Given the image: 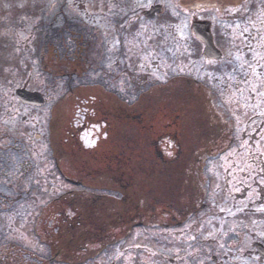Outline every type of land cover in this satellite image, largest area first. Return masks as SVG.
Returning a JSON list of instances; mask_svg holds the SVG:
<instances>
[{
    "label": "rangeland",
    "instance_id": "rangeland-1",
    "mask_svg": "<svg viewBox=\"0 0 264 264\" xmlns=\"http://www.w3.org/2000/svg\"><path fill=\"white\" fill-rule=\"evenodd\" d=\"M103 1L0 0V150L8 145L9 139H13L20 142V148L24 153L22 168L14 166L19 163L14 161L9 166V170H6L0 157V183L9 189L8 203H10L8 207L4 203V207L0 208V213L3 211L0 215V252L3 246H6V250L13 249L10 255L13 259L36 256L43 260H53L51 255L56 250L53 233L56 231L54 233L56 237L60 226H65L63 221L66 220L67 215L71 218L82 216L84 222L88 220L89 223H93L88 226L90 230H94L93 232L105 227L103 242L106 243H112L115 235L124 233L123 228H117L114 222L116 207L119 209L122 205H116L113 200L112 203L109 202L108 196L117 197L102 193L100 188L104 184L100 185V182L94 181L102 180L104 177L105 180L108 179L106 170L100 164L101 160L98 158L100 161L88 162L91 159L90 152H85L84 155L79 153L77 148L70 146L72 140L75 145H79L78 141H74V134L83 144V150L96 149V152L103 156L105 148L108 146L112 148L115 145V148L123 152L126 159L124 162L129 163V172L117 166L114 168V170L120 169L118 171L121 173V188L127 196L123 201L128 203L135 196L139 199H151V204L142 208L137 219L129 225L131 227L129 236L118 244L119 246L109 247L110 253L107 256L91 264H133L131 249L148 244L155 247L151 236L161 232L156 227L150 229L143 225L147 224L146 210L155 207L154 217L162 218V211L167 206H177L178 199L175 195L184 184L183 180L186 176L184 171L199 169L196 162L192 161V154L201 151L199 146H181L183 157L177 158L176 161L173 160L179 150L177 146L159 147L165 160L173 162L171 166L173 168L166 165L164 168L155 160L148 161L147 146L133 144L122 137L118 139L112 111L120 108L119 105L147 106L149 100L135 96L128 78L127 80L116 78L115 64L118 61L114 54L117 34L113 27V7L110 6L113 0H108L109 5ZM259 3L262 7L257 8L254 13L255 19L253 17L250 20L253 27L264 25V0H260ZM61 12L62 15L58 17L61 25L66 17L81 23L84 29L81 31L84 32L89 52L85 65L86 73L81 77H73L71 81L54 76V72H57L56 69L60 66L52 68V73L51 70H46L35 54L37 33L42 31V23L49 22L53 16ZM262 33L260 46L251 55L248 98L242 103L239 102L242 98L236 96L220 99L228 105L246 106L250 112H254L251 115H259L264 122V76H258L260 70H264V32ZM127 42L130 43V40L128 39ZM127 42L119 59V64L122 65L130 63L131 56ZM103 54L109 58L105 60L108 67L104 75L99 72V64L102 65L104 60ZM143 85V81H138L142 91ZM18 89L41 93L46 99V105L42 108L22 105L15 95ZM93 91H96L97 96L91 95L94 94ZM75 93H77L75 96L98 99L100 105H95L98 107L93 113H91L93 109L90 108L92 104L88 108L77 107V97L70 98V95ZM200 98L193 100L192 104L200 105ZM161 101L171 106L190 104L189 99L181 97L164 98ZM91 116L92 120L104 119L106 123L100 122L102 125H97V122L90 120ZM85 117L89 119L86 122L89 124L87 128L84 126ZM153 124L162 127L167 125V122L159 121ZM183 126L188 128L186 125ZM252 129L250 124L249 135ZM187 133H192V130L189 129ZM262 133L263 135L256 142L248 138L240 145L222 148L223 153L226 154L220 159L207 162L204 166L205 174L201 178L194 176L195 182H192L194 186L198 187L201 182L210 181L209 179L215 180L214 178L218 176L216 183L218 186L233 187L242 183L251 193L264 191V130ZM37 134L42 136L40 141L35 140ZM23 170H27V173ZM78 183L82 186L78 187L76 185ZM116 184H119L118 181L115 187ZM189 191L187 189L186 192ZM257 196L254 200L259 199ZM154 200L159 204L154 205L152 203ZM121 213V218H125L122 209ZM126 216L129 218V215ZM83 229L85 230V227ZM97 240L95 239L94 244ZM85 241L86 243L83 244L73 241L72 249H84L87 244L93 245L90 237L88 240L85 238ZM144 247L150 248V246ZM88 250L97 251L98 247L92 246ZM152 250L155 251V248ZM4 259L5 257L1 256L0 263ZM13 259L9 260L11 264H15ZM145 260L149 261L150 258L145 257ZM53 262V264H63V260L61 263L60 260Z\"/></svg>",
    "mask_w": 264,
    "mask_h": 264
},
{
    "label": "flooded vegetation",
    "instance_id": "flooded-vegetation-1",
    "mask_svg": "<svg viewBox=\"0 0 264 264\" xmlns=\"http://www.w3.org/2000/svg\"><path fill=\"white\" fill-rule=\"evenodd\" d=\"M103 2L109 5L108 0ZM259 2L113 0L110 5L117 34L116 78H128L135 96L149 100V105L143 107L119 105L113 122L118 139L122 137L133 144L147 146L148 161L161 162L162 166L169 161L159 151L161 146L178 147L173 161L183 157L181 146L201 147V151L192 154V161L199 169L184 171V184L175 195L177 206H167L162 218L154 217L155 209L146 210L147 224L143 225L150 229L156 227L161 233L151 236L155 247L148 244L130 250L133 264H264V191L251 193L242 183L233 187L218 186V176L213 177L215 180L201 182L198 187L192 183L194 176L201 178L205 174L207 162L226 154L222 148L240 145L248 138L256 142L263 135L264 122L259 115H251L254 112L244 105H228L220 99L236 96L243 99L239 101L242 103L248 98L251 55L260 46L264 32V25L253 27L250 23L261 6ZM126 42L130 63L122 65L119 59ZM102 57L99 72L104 75L108 67L105 60L109 58L105 54ZM258 76H264L263 69ZM138 81L144 82L143 91ZM172 97L187 98L190 104L171 106L161 101ZM197 98L200 105L192 104ZM159 121H166L167 125L153 124ZM250 124L253 131L249 135ZM189 129L192 133H187ZM98 182L104 184L100 188L102 193L117 197L108 196L109 202L113 200L118 206L126 204L119 173L116 178ZM187 189L190 191L186 192ZM256 195L258 200H254ZM121 214V207H116L114 222L124 233L115 235L112 243L103 242V227L93 232L88 227L93 223L84 222L82 216H67L65 221L85 225L84 238L90 237L93 242L84 247L82 264L107 256L109 247L119 246L129 236V225L138 216L127 218L124 212L125 218H121ZM95 239H98L96 244ZM92 246H97L98 250H88Z\"/></svg>",
    "mask_w": 264,
    "mask_h": 264
},
{
    "label": "trees",
    "instance_id": "trees-1",
    "mask_svg": "<svg viewBox=\"0 0 264 264\" xmlns=\"http://www.w3.org/2000/svg\"><path fill=\"white\" fill-rule=\"evenodd\" d=\"M62 15L61 14H56L51 18L49 22L44 21L42 23V31L37 33V44H36V50L35 54L37 58L40 59L41 63L43 64L44 68L46 70H51L54 67L60 66V68L56 69L57 72H54V76L56 77H61L63 79H67L71 81L73 77H81L85 71V65L87 64V58L89 53L87 50V42L84 37V32L81 31L82 26L81 23L77 20L70 19L69 17L64 18V22L62 25L58 22V17ZM59 25V26H58ZM84 31V29H82ZM53 70H51V73ZM50 73V74H51ZM69 86V85H68ZM71 93V92H70ZM94 94H91L92 96H97L96 91H93ZM77 93L74 95H70V98L74 97ZM77 97L78 104L76 105L77 107H86L88 108L90 104L93 110L91 113L96 111V108L100 105V101L98 99H87L82 97V96H75ZM80 102V103H79ZM99 104V105H98ZM98 105V106H95ZM99 112V111H98ZM97 112V113H98ZM113 116H116L117 114V109L112 111ZM103 117H106V115H103ZM92 116L90 120H92ZM85 123L88 122L86 117L84 118ZM107 120V119H106ZM105 120L100 119L95 121L94 119L92 122H97V125L100 124V122H104ZM90 122V123H92ZM84 123V124H85ZM89 126L88 123H86L84 126L86 127ZM80 131V130H79ZM79 131L77 133H79ZM71 132L73 133V129H71ZM81 132V131H80ZM76 133V132H74ZM76 133V134H77ZM74 141H78L77 143L79 145H75L73 143V140L71 141L70 146H73V148H77L76 150L79 153H83L85 155V152H90L91 153V159L88 160V162H93V161H100V163L103 168L107 172V178L113 179V177L116 178L117 175L116 173H119V176L121 177V173L118 170H114V168L117 166V168H124L129 172V163L124 162L126 161L125 157L123 156V152L119 148H115V145L111 148L108 146L105 148V152H103V156L100 153L96 152V149L93 150H83L84 146L80 142V139L75 138L74 134ZM70 141V138H69ZM19 146V147H18ZM23 156L24 153L22 152L20 148V142L14 141L13 139H9L8 145H5V148L0 150V157L3 159V163L5 165V169L9 170V166H11L12 162L16 161L19 162L18 164L14 166L21 167L23 166ZM101 156V157H100ZM100 160H99V159ZM163 165V163L158 162ZM173 165L172 161L166 162V167L169 166L171 167ZM120 166V167H119ZM164 167V166H162ZM164 167V168H166ZM8 168V169H7ZM173 168V167H171ZM168 169V168H167ZM172 170V169H171ZM23 172L27 173V170H23ZM8 173V172H7ZM5 176V174L3 175ZM102 179H106L105 177ZM95 182L99 183L98 180H94ZM145 190V189H144ZM8 191L9 189L7 188L6 185H2L0 183V208L4 207L5 205L8 207L10 203H8ZM125 195V194H124ZM149 200H146L145 198H140L135 196L132 198L128 203L122 204L121 209L123 212H126V215L137 217L139 211L142 208H145V206L149 203ZM158 201H152L154 205H157ZM155 207H153L154 209ZM152 209V210H153ZM3 211H1L0 215L2 214ZM68 216V215H67ZM127 221V219H125ZM65 223L64 225L60 226V231L57 234L56 237H54V231L53 233V238L55 239V251H53V254L51 255L53 260H43L39 257H30L27 258H18L13 259L11 255V252L14 250L11 249H5L6 246H3L1 252H0V257H5L2 263L0 264H11L9 260L13 259L15 260V264H53L55 256H57L56 260H63V264H75L77 262L81 263L82 255L84 254L83 249H78L74 248L72 249L73 241L77 243H86L84 234L85 230L83 229L84 226L82 223H77L76 221L73 222H67L63 221ZM114 226V225H112ZM104 230L106 231V228L103 227ZM59 229V228H57ZM90 230V229H89ZM81 238V240H79ZM20 250L18 246H15ZM24 252H26L24 250ZM80 254H82L80 256ZM38 256V255H37ZM80 257V258H79ZM82 264V263H81Z\"/></svg>",
    "mask_w": 264,
    "mask_h": 264
},
{
    "label": "water",
    "instance_id": "water-1",
    "mask_svg": "<svg viewBox=\"0 0 264 264\" xmlns=\"http://www.w3.org/2000/svg\"><path fill=\"white\" fill-rule=\"evenodd\" d=\"M17 100L28 107H44L46 100L44 96L39 92H30L27 89H18L15 93ZM42 136L40 134L35 135V140L40 141Z\"/></svg>",
    "mask_w": 264,
    "mask_h": 264
}]
</instances>
